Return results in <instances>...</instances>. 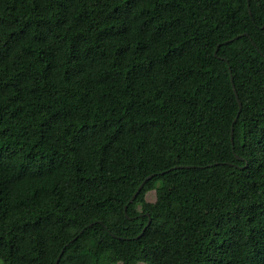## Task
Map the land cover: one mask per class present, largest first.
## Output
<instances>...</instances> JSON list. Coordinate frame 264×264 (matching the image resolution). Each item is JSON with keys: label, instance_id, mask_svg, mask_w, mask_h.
<instances>
[{"label": "trees", "instance_id": "16d2710c", "mask_svg": "<svg viewBox=\"0 0 264 264\" xmlns=\"http://www.w3.org/2000/svg\"><path fill=\"white\" fill-rule=\"evenodd\" d=\"M263 23L0 0V264H264Z\"/></svg>", "mask_w": 264, "mask_h": 264}, {"label": "water", "instance_id": "95a60500", "mask_svg": "<svg viewBox=\"0 0 264 264\" xmlns=\"http://www.w3.org/2000/svg\"><path fill=\"white\" fill-rule=\"evenodd\" d=\"M262 27H264V23H263ZM243 34H244V35H247V33H243ZM225 42H227V40H226ZM217 47H218V46H217ZM238 104H239V107H240V106H241V103H240L239 100H238ZM147 178H149V176H148ZM142 185H143V182L139 185L137 191H139V189L142 187ZM137 191H136V193H137ZM136 193H135V194H136ZM135 194H134V195H135ZM124 210L126 211V207L124 208ZM149 222H150V219L148 220V223H147L146 225H148ZM58 260H59V256H58V258L56 259V263L58 262Z\"/></svg>", "mask_w": 264, "mask_h": 264}]
</instances>
